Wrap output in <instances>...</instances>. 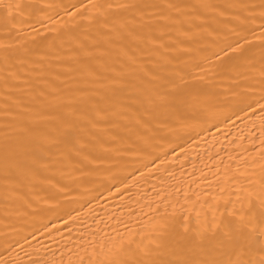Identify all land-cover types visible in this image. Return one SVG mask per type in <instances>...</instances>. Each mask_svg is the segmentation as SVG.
<instances>
[{
	"label": "bare ground",
	"instance_id": "obj_1",
	"mask_svg": "<svg viewBox=\"0 0 264 264\" xmlns=\"http://www.w3.org/2000/svg\"><path fill=\"white\" fill-rule=\"evenodd\" d=\"M0 264H264V0H0Z\"/></svg>",
	"mask_w": 264,
	"mask_h": 264
}]
</instances>
